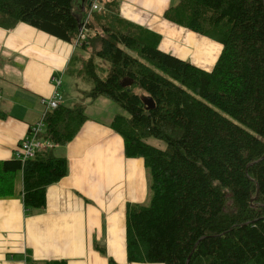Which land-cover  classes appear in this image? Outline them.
Wrapping results in <instances>:
<instances>
[{
	"label": "trees",
	"instance_id": "1",
	"mask_svg": "<svg viewBox=\"0 0 264 264\" xmlns=\"http://www.w3.org/2000/svg\"><path fill=\"white\" fill-rule=\"evenodd\" d=\"M100 2L85 23L83 0H0V27L24 22L76 44L71 76L92 84L80 102L48 112L41 138L53 147L25 162L0 160V198L16 194L22 171L25 210L45 208L47 187L69 172L55 148L80 132L86 102L106 97L129 113L116 114L111 128L148 174V200L126 207L128 261L264 264V0H180L166 11L221 42L211 69L163 51L161 35L122 16L120 0Z\"/></svg>",
	"mask_w": 264,
	"mask_h": 264
},
{
	"label": "crops",
	"instance_id": "2",
	"mask_svg": "<svg viewBox=\"0 0 264 264\" xmlns=\"http://www.w3.org/2000/svg\"><path fill=\"white\" fill-rule=\"evenodd\" d=\"M179 1L120 0V10L126 19L160 34L163 51L210 68L214 65L206 61L217 56L204 36L165 18ZM187 39L193 40L191 50ZM75 50L76 44L24 22L13 29L0 27V110L5 115L0 116V160L16 158L22 139L41 121L44 101L54 92L53 76L64 81L70 72L61 91L63 104L82 100L87 89L70 70ZM123 82L132 84L128 78ZM70 86L76 94L69 92ZM107 99L86 102L88 120L80 132L55 148L68 159L69 172L47 187L45 208L31 214L25 210L22 171L16 174V194L0 198V264H110L109 257L135 264L127 259L126 207L146 200L147 171L143 158L126 157L122 136L111 128L121 112ZM96 108L106 109L94 116ZM102 241L106 256L97 245Z\"/></svg>",
	"mask_w": 264,
	"mask_h": 264
},
{
	"label": "built area",
	"instance_id": "3",
	"mask_svg": "<svg viewBox=\"0 0 264 264\" xmlns=\"http://www.w3.org/2000/svg\"><path fill=\"white\" fill-rule=\"evenodd\" d=\"M100 8L101 6L98 0H92V6L88 10H86L85 23L90 20L93 15V12ZM80 39H86V35L83 31L80 35ZM53 82L55 84V89L52 96L44 101L46 108L41 121H39L36 125L31 128L28 136L22 139L19 147L17 148V158L22 160V162L34 158L37 153L43 151L44 149L53 147L52 142L48 140H38V138L40 137V130L45 124V118L47 116V113L50 110L58 107L63 100V94L60 91V87L62 86V79L60 77L55 76L53 77Z\"/></svg>",
	"mask_w": 264,
	"mask_h": 264
},
{
	"label": "rangeland",
	"instance_id": "4",
	"mask_svg": "<svg viewBox=\"0 0 264 264\" xmlns=\"http://www.w3.org/2000/svg\"><path fill=\"white\" fill-rule=\"evenodd\" d=\"M98 2L100 3V6H101V2H100V0H98ZM91 6H92V4H91ZM91 6H88V8H90ZM101 9V8H100ZM100 9H98V10H100ZM88 10V9H87ZM98 10H95V11H98ZM193 32V31H192ZM202 36H204V35H202ZM205 40H207V42H209V46H210V48H211V50H212V53H213V55H214V58L217 56V58L219 57V55H220V53H221V50H222V44H221V42L219 41V40H217V39H213V38H211V37H207V36H204L203 37ZM193 40L192 39H187V45H188V48L191 50V42H192ZM204 48V46L202 45L201 47H200V50H202ZM217 58L214 60V61H206V65L207 64H212V65H214V63L216 62V60H217ZM183 59V58H182ZM186 60H188V59H186ZM188 61H190V62H192L191 60H188ZM192 63H194V62H192ZM195 64V63H194ZM108 66H109V63H108ZM199 66V65H198ZM201 67V66H200ZM213 67V66H212ZM212 67H210V68H207V69H211ZM69 75H70V72L69 73H67L66 74V76H65V80L63 81V78H62V86L60 87V91H63L62 89H63V86H64V84H65V81L67 80V82H69V78H67V77H69ZM53 84H54V82H53ZM84 88H86V89H89L91 86H92V84L90 83H84L83 82V84H81ZM54 88H55V84H54ZM68 88V87H67ZM136 92H141V89H139V88H136V90H135ZM69 92L71 93V94H76L77 93V89H76V87L75 86H70V88H69ZM100 98V97H99ZM100 99H98L97 100V102L99 101ZM107 101L109 102L110 100H109V98L107 99ZM112 102V101H111ZM114 102V101H113ZM112 102V104H113V107H114V109L115 110H119L122 114H125L126 116H129V113L125 110V109H123L122 107H120L118 104L116 105L115 103H113ZM88 103V102H87ZM104 109H106V108H104ZM104 109H93L92 111H93V115L94 116H97V115H99V112L100 111H103ZM48 114V113H47ZM45 124H44V126L41 128V130H40V133H39V135H40V137L38 138V140H46V139H43V138H41V134H42V132L44 131V129H45ZM48 141H50V140H48ZM51 142V141H50ZM149 142L151 143V144H153V145H155V146H157V147H160V148H164L165 147V142L164 141H162V140H159V139H156V138H150L149 139ZM44 150H46V149H44ZM60 152V154H62L61 153V151H59ZM147 171V170H146ZM19 173V172H18ZM147 179H148V174H147ZM148 197H149V184H148V190L146 191V200H144L143 202H146L147 200H148ZM143 202H140V203H143ZM146 204H148V203H146ZM97 245H100V246H104L105 247V244L103 245V241L101 242V244H97ZM106 248V247H105ZM101 254L103 255V256H106L105 255V253H103V252H101ZM127 259H128V257H127ZM135 264H163V263H158V262H154V263H148V262H135Z\"/></svg>",
	"mask_w": 264,
	"mask_h": 264
},
{
	"label": "water",
	"instance_id": "5",
	"mask_svg": "<svg viewBox=\"0 0 264 264\" xmlns=\"http://www.w3.org/2000/svg\"><path fill=\"white\" fill-rule=\"evenodd\" d=\"M92 4V1H88V3H85V1L83 0V3H82V12H85L86 11V5L87 6H91ZM81 17V16H80ZM123 85L127 86L125 84V82H122ZM131 85V84H130ZM144 102L145 104L147 105V108L148 109H153L155 107V103H154V100L151 98V96H146L144 98Z\"/></svg>",
	"mask_w": 264,
	"mask_h": 264
},
{
	"label": "bare ground",
	"instance_id": "6",
	"mask_svg": "<svg viewBox=\"0 0 264 264\" xmlns=\"http://www.w3.org/2000/svg\"><path fill=\"white\" fill-rule=\"evenodd\" d=\"M53 77H55V76H53ZM53 77H52V81H53ZM57 77H60L61 79H62V76H57ZM55 89V88H54Z\"/></svg>",
	"mask_w": 264,
	"mask_h": 264
}]
</instances>
